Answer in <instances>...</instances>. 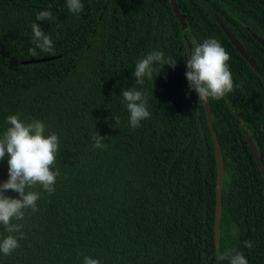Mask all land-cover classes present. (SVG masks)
<instances>
[{"label":"trees","instance_id":"16d2710c","mask_svg":"<svg viewBox=\"0 0 264 264\" xmlns=\"http://www.w3.org/2000/svg\"><path fill=\"white\" fill-rule=\"evenodd\" d=\"M177 1L193 34L186 32L190 49L215 38L230 54L234 91L209 100L226 169L219 252L215 140L205 106L188 86L172 0H82L79 14L66 0H0V139L10 115L40 120L46 135H58L52 168L60 173L54 193L31 189L41 193L39 210L13 221L24 238L10 256L0 253V264H83L85 256L101 264H229L216 256L230 248L248 264H264V172L245 134L264 166V77L217 21L264 74V47L251 33L264 38V8ZM44 10L54 19L35 21ZM33 22L50 35V53L30 54ZM153 50L176 59V67L137 84L136 62ZM130 87L147 96L151 113L137 128L121 95ZM96 132L104 149L93 147ZM7 179L6 155L0 183ZM7 235L0 225V240Z\"/></svg>","mask_w":264,"mask_h":264},{"label":"clouds","instance_id":"9594fccd","mask_svg":"<svg viewBox=\"0 0 264 264\" xmlns=\"http://www.w3.org/2000/svg\"><path fill=\"white\" fill-rule=\"evenodd\" d=\"M66 2L72 13L79 14L84 9L82 0ZM52 19L54 17L51 11L44 10L36 15L35 21ZM31 30L35 48L29 49L30 54L35 56L36 48L50 53L53 50L50 35L36 22L32 23ZM185 60L188 86L197 94L200 104H207L210 99L220 100L234 91V81L228 64L230 54L217 39H205L191 49ZM176 64V59L165 57L162 51L153 50L136 62L133 76L137 84L143 85L145 78L153 77L154 71L159 75L164 66L174 69ZM121 95L130 114V126L139 127L140 122L151 115L147 107V96L135 87L121 90ZM115 120L119 121V117H115ZM7 123L10 127L0 139V161L7 155L8 164V179L0 183V225L4 226L9 235L0 240V253L10 256L19 247V240L24 238L22 224L13 221L24 220L26 210L30 209L33 213L39 210L37 201L41 193L31 189L38 184L48 194L54 193V186L60 173L52 168L59 151V138L56 133L46 135L43 122L34 119L30 123H25L19 114L8 116ZM93 140L94 148H105L104 137L99 132L93 135ZM9 190L17 193L18 198L6 195ZM13 233H19V236ZM244 245L250 249L254 242L245 241ZM216 260H227L229 264H248L243 252L235 248L218 253ZM83 264H101V261L85 256Z\"/></svg>","mask_w":264,"mask_h":264},{"label":"water","instance_id":"95a60500","mask_svg":"<svg viewBox=\"0 0 264 264\" xmlns=\"http://www.w3.org/2000/svg\"><path fill=\"white\" fill-rule=\"evenodd\" d=\"M172 7L174 9V12L176 13V16L179 18L181 27H182V34L185 39V46L187 53L189 54L191 49H190V44L187 40L186 37V32H189L190 35L192 36V32L190 29V25L188 24L185 15L181 9V6L177 0H172ZM217 21L223 28L224 32L228 35L229 39L231 42L235 45L236 49L241 53V55L250 63L251 66H253L259 73H261L264 77V74L261 72L260 68L254 61V59L251 57V55L248 53L247 49L244 47V44L236 37V35L231 31V29L223 23V21L219 18H217ZM253 37L264 47V38L256 34L255 32L251 31ZM195 44H197L195 40ZM38 60H43V59H38ZM34 60H29L27 62H31ZM207 116H208V121L214 136L215 140V150H216V158H217V170H218V175H217V201H216V216H215V240H216V249L219 252L220 249V236H221V230H220V223L222 219V212H223V184H224V176L226 174V169H225V164H224V158H223V152L221 145L218 141L217 134L214 128L213 124V114L212 110L210 107V103L208 101L207 104H204ZM240 121V120H239ZM247 139L249 141V144L252 148V151L255 155V158L258 162V165L260 169L264 172V166H263V161L261 154L256 146L255 139L250 135L249 131L246 130L245 132Z\"/></svg>","mask_w":264,"mask_h":264},{"label":"flooded vegetation","instance_id":"af4514ba","mask_svg":"<svg viewBox=\"0 0 264 264\" xmlns=\"http://www.w3.org/2000/svg\"><path fill=\"white\" fill-rule=\"evenodd\" d=\"M199 0H195V3ZM215 1L217 5L214 6H219L223 8H234L236 6H252V7H262L264 8V0H213ZM194 3V4H195ZM181 6V5H180Z\"/></svg>","mask_w":264,"mask_h":264}]
</instances>
